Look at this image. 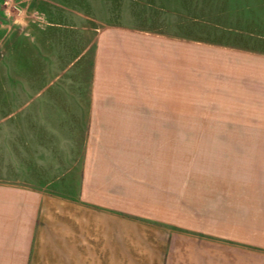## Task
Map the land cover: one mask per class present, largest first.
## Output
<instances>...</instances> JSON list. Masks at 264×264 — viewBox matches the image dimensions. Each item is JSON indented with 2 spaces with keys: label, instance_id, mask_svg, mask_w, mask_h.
Listing matches in <instances>:
<instances>
[{
  "label": "crops",
  "instance_id": "0c3cea01",
  "mask_svg": "<svg viewBox=\"0 0 264 264\" xmlns=\"http://www.w3.org/2000/svg\"><path fill=\"white\" fill-rule=\"evenodd\" d=\"M59 92L47 111L87 122L20 140L31 155L0 177V264H264V51L222 49L220 121L206 125L221 130V155L207 156L200 195L175 149L173 41L101 31L87 94ZM38 145L59 156L39 159Z\"/></svg>",
  "mask_w": 264,
  "mask_h": 264
},
{
  "label": "rangeland",
  "instance_id": "374dc122",
  "mask_svg": "<svg viewBox=\"0 0 264 264\" xmlns=\"http://www.w3.org/2000/svg\"><path fill=\"white\" fill-rule=\"evenodd\" d=\"M114 27L153 33L180 48L183 114L175 149L191 193L200 195L207 156L221 155V130L206 125L220 121L222 49L264 51V0H0V177L31 155L24 139L61 137L63 124L70 135L84 127L87 114H56L47 103L66 86L71 95L87 94L96 37ZM40 146L39 159L59 156Z\"/></svg>",
  "mask_w": 264,
  "mask_h": 264
}]
</instances>
